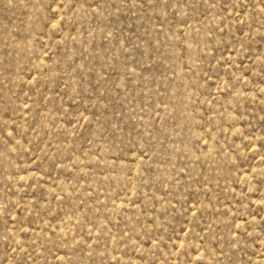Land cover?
Listing matches in <instances>:
<instances>
[{"label":"rangeland","instance_id":"obj_1","mask_svg":"<svg viewBox=\"0 0 264 264\" xmlns=\"http://www.w3.org/2000/svg\"><path fill=\"white\" fill-rule=\"evenodd\" d=\"M0 264H264V0H0Z\"/></svg>","mask_w":264,"mask_h":264}]
</instances>
